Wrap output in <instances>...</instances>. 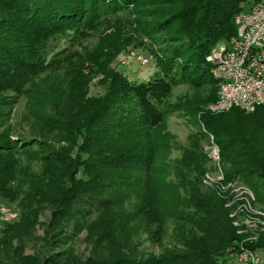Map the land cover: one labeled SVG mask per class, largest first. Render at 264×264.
Instances as JSON below:
<instances>
[{
	"label": "rangeland",
	"instance_id": "1",
	"mask_svg": "<svg viewBox=\"0 0 264 264\" xmlns=\"http://www.w3.org/2000/svg\"><path fill=\"white\" fill-rule=\"evenodd\" d=\"M252 4H245L244 10L248 11ZM174 11L176 7L165 5H121L103 13L95 24L83 20L64 28L30 47L34 53L28 59L38 72L31 75L21 91H0V126L15 140L35 138L38 142L28 149L17 148V175L8 184L14 197L0 194V205L16 208L20 216H30L28 222L20 223L22 237L11 241L12 249L23 257L44 261L52 255L58 264L106 262L114 257L109 242L102 240V234L108 235L113 228L109 220L101 223L105 214L80 206L81 214L54 216L61 194L72 186L77 155L79 159L89 157L79 145L87 134L85 120L91 110L78 111V106L87 94L106 98L118 74L131 84L156 78L157 74L162 77L156 58L172 45L167 37L170 33L148 34L151 22L161 21ZM5 16L0 9V17ZM211 90L208 86L195 88L190 83L172 88L160 105L165 112L162 123L153 131V136L163 139L155 163L158 175L135 173L131 179L137 185L153 181V190L162 189L170 200L168 205L182 211L183 218L194 217L195 204L191 200L212 196L222 204L236 237L235 261L261 264L264 183L250 178L248 183L228 179L231 167L222 164L216 138L200 123V111L208 112L213 102H198L205 100ZM124 96L118 94L116 103ZM188 154L199 155L198 160L204 161L202 172L195 163L185 162ZM45 156L52 160L46 161ZM46 170H53V177ZM143 185L141 189L124 188V204L111 211L118 224L122 216L133 219L123 231L118 229L114 252L123 248L121 253L128 256H161L185 250L180 242L189 234L204 235L200 225L189 224L186 219L159 217V222L152 224L148 223L150 219H136Z\"/></svg>",
	"mask_w": 264,
	"mask_h": 264
},
{
	"label": "trees",
	"instance_id": "2",
	"mask_svg": "<svg viewBox=\"0 0 264 264\" xmlns=\"http://www.w3.org/2000/svg\"><path fill=\"white\" fill-rule=\"evenodd\" d=\"M251 1L257 0H0V9L7 14L0 17V91H21L31 75L38 72L28 59L34 53L30 47L64 28L79 25L83 20L95 24L103 13L115 11L121 5L144 3L146 7L165 5L177 9L163 20L151 22L153 26L148 34L170 33L167 37L172 45L166 48L170 52L162 50L156 58L162 77L157 74L156 78L131 84L124 75L118 74L106 98L87 94L78 106V111L91 110L85 120L87 134L79 145L89 157L79 159L80 154L77 155L72 186L61 194L54 216L81 214L80 206L89 212L105 214L101 223L109 220L113 228L108 235L102 234V240L109 242L114 257L88 264H239L233 257L237 251L236 237L218 200L212 196L191 200L195 204L194 217L183 218L182 211L168 205L170 200L162 189L153 190V181L137 185L131 175H158L155 163L163 139L153 136V131L162 123L165 112L160 105L174 86L190 83L195 88L211 87L210 95L198 104L216 101L218 88L207 57L220 43L236 34L235 18ZM118 94H125L120 103H116ZM200 112L201 125L217 140L222 164L231 167L227 170L228 179L248 183L250 178L264 183V109L254 113L240 109L219 114ZM37 143L35 138L15 140L0 126V194L3 197H14L8 184L17 175L18 160L14 158L17 148L28 149ZM198 159L199 155L188 154L185 162L195 163L202 172L204 161ZM45 160L52 159L45 156ZM45 173L53 177V170ZM141 185L143 190L138 195L141 205L136 219H150V224L159 222V217L186 219L189 224L200 225L204 235L189 234L180 242L185 250L161 256H128L121 253L123 248L114 252L118 229L123 231L133 219L122 216L118 224L111 211L124 204V188L141 189ZM20 217V222L0 231V264H58L52 255L40 261L23 257L12 249L11 241L22 237L20 223L30 219L28 214ZM259 247L264 251V238Z\"/></svg>",
	"mask_w": 264,
	"mask_h": 264
},
{
	"label": "built area",
	"instance_id": "3",
	"mask_svg": "<svg viewBox=\"0 0 264 264\" xmlns=\"http://www.w3.org/2000/svg\"><path fill=\"white\" fill-rule=\"evenodd\" d=\"M235 25L236 34L207 57L218 88L209 106L214 114L264 109V3L257 0L248 11L242 10ZM19 220L16 208L0 205V231Z\"/></svg>",
	"mask_w": 264,
	"mask_h": 264
}]
</instances>
